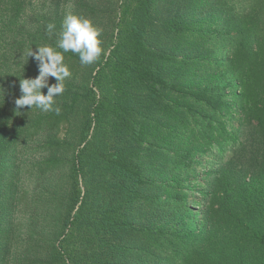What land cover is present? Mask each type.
I'll use <instances>...</instances> for the list:
<instances>
[{
  "label": "trees",
  "instance_id": "obj_1",
  "mask_svg": "<svg viewBox=\"0 0 264 264\" xmlns=\"http://www.w3.org/2000/svg\"><path fill=\"white\" fill-rule=\"evenodd\" d=\"M99 2L56 115L14 101L62 12L0 0V264H264V0Z\"/></svg>",
  "mask_w": 264,
  "mask_h": 264
},
{
  "label": "clouds",
  "instance_id": "obj_2",
  "mask_svg": "<svg viewBox=\"0 0 264 264\" xmlns=\"http://www.w3.org/2000/svg\"><path fill=\"white\" fill-rule=\"evenodd\" d=\"M56 25L48 23L46 31L53 33ZM102 30L93 22L81 15L67 13L59 32L57 46L41 45L35 50L29 48L27 56L37 62L38 75L34 78L19 80L20 96L15 99L16 111L35 107L41 112H54L61 114V108L56 105L55 98L65 92L64 81L71 76L68 65L64 62V53L71 51L78 54L81 65L94 64L104 53L100 36ZM54 77L56 82L49 83ZM47 89L45 93L43 89ZM2 89V88H0Z\"/></svg>",
  "mask_w": 264,
  "mask_h": 264
},
{
  "label": "rangeland",
  "instance_id": "obj_3",
  "mask_svg": "<svg viewBox=\"0 0 264 264\" xmlns=\"http://www.w3.org/2000/svg\"><path fill=\"white\" fill-rule=\"evenodd\" d=\"M66 2L64 3V0H31V13L33 15V19H48L49 21L52 20L53 16H56V9H57V5H58V15L60 16L61 12L63 15L62 18V22L65 18V15L67 13H75L78 15H81L82 11H78L76 8L79 6L80 7V3L81 2H73L74 0H65ZM106 1V0H104ZM88 8L86 10V13L84 14V17L90 19L93 24L97 27L100 26V22L105 21V19H103L101 17V14L103 16H105V7L106 5L103 3V5H100L99 0L96 1L95 4L89 2L87 3ZM104 8V11L101 13H99V9L100 8ZM63 9V11H62ZM91 9H96V12H93V10ZM43 15V16H41ZM117 30H115L116 33ZM188 77H191V79L197 81L199 79V77H192L190 74H188ZM198 168H196L197 170ZM194 194H197V189L194 188L193 189ZM193 211H196L197 214L200 213V209L197 208H193ZM195 213V212H194Z\"/></svg>",
  "mask_w": 264,
  "mask_h": 264
}]
</instances>
